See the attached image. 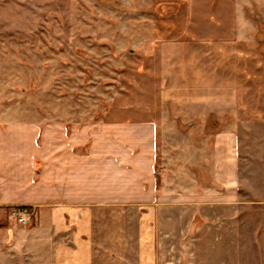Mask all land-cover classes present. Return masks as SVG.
Segmentation results:
<instances>
[{
	"label": "rangeland",
	"instance_id": "obj_1",
	"mask_svg": "<svg viewBox=\"0 0 264 264\" xmlns=\"http://www.w3.org/2000/svg\"><path fill=\"white\" fill-rule=\"evenodd\" d=\"M148 119L155 194L80 208L91 264H264V0H0V131H100L139 170ZM33 210L0 205V264H62Z\"/></svg>",
	"mask_w": 264,
	"mask_h": 264
},
{
	"label": "crops",
	"instance_id": "obj_2",
	"mask_svg": "<svg viewBox=\"0 0 264 264\" xmlns=\"http://www.w3.org/2000/svg\"><path fill=\"white\" fill-rule=\"evenodd\" d=\"M63 127L47 125L0 131V205L33 207L35 225L27 229V237L45 232L59 251L62 264H91V254L85 248H92L95 241L86 243L82 236L95 232L96 227L93 215L80 208L88 201H124L131 194V176L135 175L139 177L138 184L140 179L149 184V195L155 194L156 127L149 119L140 124L139 133L149 151L145 169L140 166L139 170L130 165L136 152L131 151L126 141L118 145L101 142L100 131L95 135L76 125ZM128 132L130 138L132 132ZM9 141H14L11 148L7 145ZM88 141L89 146L84 147ZM102 210L107 211L108 217L117 214L115 209ZM1 224L0 228H5ZM24 232L20 230L17 234Z\"/></svg>",
	"mask_w": 264,
	"mask_h": 264
},
{
	"label": "built area",
	"instance_id": "obj_3",
	"mask_svg": "<svg viewBox=\"0 0 264 264\" xmlns=\"http://www.w3.org/2000/svg\"><path fill=\"white\" fill-rule=\"evenodd\" d=\"M27 214L25 213L24 209H18L16 211H12L11 213V217L16 218L17 222L20 224H25L26 220H25V216Z\"/></svg>",
	"mask_w": 264,
	"mask_h": 264
}]
</instances>
